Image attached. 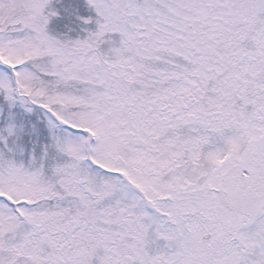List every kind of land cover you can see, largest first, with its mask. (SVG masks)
<instances>
[{"label":"snow or ice","instance_id":"obj_1","mask_svg":"<svg viewBox=\"0 0 264 264\" xmlns=\"http://www.w3.org/2000/svg\"><path fill=\"white\" fill-rule=\"evenodd\" d=\"M0 264H264V0H0Z\"/></svg>","mask_w":264,"mask_h":264}]
</instances>
